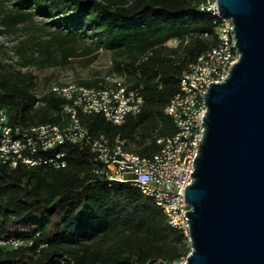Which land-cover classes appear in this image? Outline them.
I'll return each mask as SVG.
<instances>
[{"label": "trees", "instance_id": "obj_1", "mask_svg": "<svg viewBox=\"0 0 264 264\" xmlns=\"http://www.w3.org/2000/svg\"><path fill=\"white\" fill-rule=\"evenodd\" d=\"M14 1L13 11L1 21L6 32H15L19 25L37 16L52 20L48 25L60 32L52 44L61 52V58L56 60L51 48H45L39 66L66 67L71 59L100 49L130 59L127 65L116 63L115 69L122 75L126 72L127 83L142 94V112L130 116L120 127L100 115L82 116L91 132L131 141L140 136L139 145L159 124L157 136L175 133L164 110L179 92L188 65L217 44L212 16L199 9L203 0ZM87 30L96 40L95 50L77 53L73 44ZM204 34L208 37L203 38ZM189 36L194 39L183 61L174 55L149 56L156 47ZM32 79L12 83L0 78V111H6L12 126L59 123L64 100L48 94L41 98L43 105L35 107ZM153 146L140 153L150 155L155 151ZM62 150L67 162L64 169H9L0 164V238L31 243L17 250L0 248V264H173L188 256V241L168 225L151 198L130 183L111 186L99 173L102 165L89 148L67 145ZM119 229L124 237L108 248L85 255L77 253L84 243L107 240Z\"/></svg>", "mask_w": 264, "mask_h": 264}, {"label": "built area", "instance_id": "obj_2", "mask_svg": "<svg viewBox=\"0 0 264 264\" xmlns=\"http://www.w3.org/2000/svg\"><path fill=\"white\" fill-rule=\"evenodd\" d=\"M199 9L212 16L217 44L190 63L183 73L179 92L164 110L175 133L156 136L158 149L153 155L143 156L130 150L129 141L121 136L111 138L104 132L93 133L82 122V116L100 115L120 127L130 116L142 112V94L132 89L123 76L99 87L75 82L52 83L42 96L35 94V107L42 104L41 98L48 94L64 100L61 121L57 124L12 126L6 111L1 110L0 164L9 169L46 166L59 170L67 167L63 147H87L102 165L99 173L111 186L130 183L138 188L154 201L168 225L179 231L190 245V224L186 213L191 211V205L185 201L184 194L192 184L193 162L203 137V117L207 112L204 94L210 84H219L228 78L240 57L234 25L229 18L220 15L218 0H203ZM28 245L31 243L19 238H0V248L17 250ZM173 264H186V258Z\"/></svg>", "mask_w": 264, "mask_h": 264}, {"label": "water", "instance_id": "obj_3", "mask_svg": "<svg viewBox=\"0 0 264 264\" xmlns=\"http://www.w3.org/2000/svg\"><path fill=\"white\" fill-rule=\"evenodd\" d=\"M240 54L210 84L194 160L186 264H264V0H218Z\"/></svg>", "mask_w": 264, "mask_h": 264}, {"label": "rangeland", "instance_id": "obj_4", "mask_svg": "<svg viewBox=\"0 0 264 264\" xmlns=\"http://www.w3.org/2000/svg\"><path fill=\"white\" fill-rule=\"evenodd\" d=\"M14 0H0V78L8 79L12 83L29 82L32 77V91L38 96H42L50 84L69 82L81 83L85 85L109 84L116 78H123L121 73L115 69L116 63L127 65L130 59L125 54H114L112 51L100 49L92 55L75 57L71 59L66 67H41L37 62L43 59V50L51 48L53 57L56 60L61 58V52L52 44L53 38L60 33L56 27L48 25L52 20H47L43 16H37L32 21L19 25L15 32H6L2 25L3 17L13 11ZM194 37L189 36L185 40H170L162 47H156L149 53L155 55H174L178 61H183L186 56V48ZM95 38L87 30L86 34L73 44L77 53L88 50H95ZM30 61H35L28 64ZM124 69H127L125 67ZM126 78V77H125ZM40 104L38 107H41ZM161 125L154 130H149L143 145H139L140 136L136 141H130L131 145L138 152H142L149 147ZM124 237L121 229L107 240L94 239L84 243L77 251L78 254L85 255L90 252L95 253L99 249H106L115 243L119 238ZM77 249V248H76ZM70 256V255H68ZM184 259V258H182ZM181 260V259H180Z\"/></svg>", "mask_w": 264, "mask_h": 264}, {"label": "crops", "instance_id": "obj_5", "mask_svg": "<svg viewBox=\"0 0 264 264\" xmlns=\"http://www.w3.org/2000/svg\"><path fill=\"white\" fill-rule=\"evenodd\" d=\"M125 74L123 75V76H125L126 77V79H128V77H127V73L126 72H124ZM78 84H81V83H78ZM100 85H102L101 83L100 84H98V86H100ZM156 137V136H155ZM128 141H129V143H130V150H132V151H135V152H137V153H139V154H141L140 152H138L136 149H134L133 147H132V145H131V140H129V139H127ZM151 145H154L153 146V148L155 149V151L154 152H152L150 155H147V156H151V155H153L156 151H157V146L155 145V142L154 143H152ZM150 145V146H151ZM142 155V154H141ZM143 156H146V155H143Z\"/></svg>", "mask_w": 264, "mask_h": 264}]
</instances>
